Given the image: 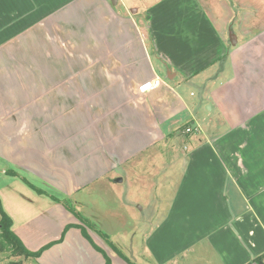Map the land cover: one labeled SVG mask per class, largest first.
<instances>
[{
	"label": "crops",
	"instance_id": "0c3cea01",
	"mask_svg": "<svg viewBox=\"0 0 264 264\" xmlns=\"http://www.w3.org/2000/svg\"><path fill=\"white\" fill-rule=\"evenodd\" d=\"M110 1L0 0V36L23 30L27 45L47 47L20 75L0 68L14 79L0 89L10 95L0 100L1 206L26 249L48 245L9 261L106 264L94 243L111 264H130L50 195L78 208L99 196L123 226L152 187L157 212L135 264H264V0ZM157 76L159 87L139 92ZM181 126L197 129L183 135L185 153L152 183L133 179ZM124 181L141 196H121Z\"/></svg>",
	"mask_w": 264,
	"mask_h": 264
},
{
	"label": "rangeland",
	"instance_id": "374dc122",
	"mask_svg": "<svg viewBox=\"0 0 264 264\" xmlns=\"http://www.w3.org/2000/svg\"><path fill=\"white\" fill-rule=\"evenodd\" d=\"M144 3H151L155 0H142ZM52 2V1H51ZM111 2V1H110ZM134 3H136V0H133ZM137 2L141 3V0H137ZM51 5V4H50ZM137 5V4H136ZM52 6V5H51ZM51 8V7H50ZM133 8H136V6H134ZM47 13V12H45ZM45 13H41L38 15V17L41 19L47 17V15ZM47 14H51L47 13ZM46 15V16H45ZM25 31L23 30H1V36H0V68L2 71H6V72H18V74L20 75L21 71H25L26 69H28V62L30 65V61H28V57L30 55H37L40 56L42 54H44L45 50H46V46L45 43L42 41V39H38L36 38V40L34 41V43L32 45H27V39L24 38V36L26 35H21L23 34ZM20 35V36H19ZM17 36H19L17 39L19 44H17V46H14L13 44H7L6 46H4V42L8 41L10 38H16ZM50 52H53L54 54H58V50L54 49L53 47H51ZM12 55H14L15 57H13ZM41 61H35L34 65L37 67L39 66V69H41ZM56 66V64H54ZM35 78H33L32 80L34 82H36V80H34ZM40 80V79H39ZM26 79L23 77H19L16 79V85H27L25 84ZM14 83V79L13 80H4V79H0V89L3 88V86H7V85H12ZM39 83V82H38ZM23 92L18 94L17 96H22ZM9 96L10 95H5L4 93L1 95L0 100H9ZM23 97V96H22ZM20 100V98H19ZM17 100V101H19ZM21 102V101H19ZM0 113H4L3 108L0 109ZM185 126H181L178 127V133L174 134V135H170L167 138H165L164 141H162L158 146V150L157 153H155V156H159L158 153L160 152V156L161 157H156L155 159L153 158H147L144 157L142 158V162L144 165V175H138V174H133L131 175V177L133 179H142V181L148 183H152L153 180L155 179H159V177L156 175L157 171L159 170V172L161 171V168L164 167L168 161L169 162H175L176 157L180 154H184L186 151V144L183 140V135L188 134L185 132ZM193 128V127H192ZM192 134V133H190ZM186 137V136H185ZM189 146V145H188ZM151 157H153L151 155ZM135 161V160H134ZM132 164V163H131ZM133 164H137L133 163ZM141 176V177H139ZM119 178V177H118ZM160 183V182H159ZM135 184H137V186H135ZM138 182H132V184H128V182L126 183V181H124V183H121L119 188L120 190L118 191V193H121V196L126 197L127 193L130 191V195L128 194V196H130V198H138L141 196L140 192L137 190L138 188ZM147 188V187H146ZM140 189V188H139ZM145 197H143L144 195L141 196V199L139 201L134 202V207L132 208L134 210V214L136 213L138 215V219L134 218L132 215L129 217H127L126 219V225L123 224V226L121 225V223H118V220L116 217H114L112 214H110V212H108L109 209H112L109 207V205H107L106 207L102 206L100 203H108L106 200H104L103 198L99 199V190H97V192L93 193L94 197H97V201L93 200L92 203H89L87 200L85 201V207L82 205H77L78 210L81 212L83 211L86 214H90V216H93L94 219L93 222L99 226L101 228V230L103 232H109L111 233L112 237H110L111 240H113L114 243H116L119 248L124 249V252L127 254L128 257H130V259L137 261L138 260V251L139 248H141L142 246V239L140 236V231L142 232V230L147 229L148 227V223H143L144 220L146 219H153L155 218L154 215L156 214L157 210L156 207H154L153 205L156 203L157 195H156V189H153L152 187H150V189L145 190ZM158 193V191H157ZM132 198V199H133ZM132 199H131V205H132ZM143 207V209H141ZM118 215L120 216L122 215V213L118 210L117 211ZM97 215V216H96ZM136 215V216H137ZM89 218V215L87 216ZM134 218V219H133ZM132 219H133V223L137 222L138 227L134 228V236L132 235V232H129L123 228H126L125 226H127V224H131L132 223ZM80 221V220H79ZM81 222V221H80ZM82 226L85 228L86 232L91 233V231H93L91 228H89L87 225H85L83 222H81ZM95 224H93L95 226ZM121 227V228H120ZM100 230V231H101ZM95 232V231H93ZM137 232H139L137 234ZM96 233V232H95ZM98 236L99 234L96 233ZM137 234V235H136ZM95 237V236H94ZM100 237V236H99ZM106 242V240H104V243ZM107 245H109L107 242L105 243ZM121 244V247H120ZM110 246V245H109ZM110 248H112L110 246ZM121 249V250H122ZM6 255H8L6 252L2 253L0 255V257H2L1 259V264L7 263V259H6ZM137 257V260H136ZM143 259L140 258V260L138 261V263H143Z\"/></svg>",
	"mask_w": 264,
	"mask_h": 264
},
{
	"label": "trees",
	"instance_id": "16d2710c",
	"mask_svg": "<svg viewBox=\"0 0 264 264\" xmlns=\"http://www.w3.org/2000/svg\"><path fill=\"white\" fill-rule=\"evenodd\" d=\"M8 173H12L11 171H8ZM39 192L42 193L44 192L43 190L39 189ZM50 197L58 202H60L61 204H63L69 211H71L75 217H77L81 222H83L85 225H87L89 228H91L93 231H95L96 233L99 234L100 237H102L104 240H106V242L125 260L128 261V263L130 264H135L132 259H130V257L125 256L116 246V244H114L109 237L103 233L102 231H100L99 229H97L93 223L89 222L87 219H85L81 213L79 212L77 205L75 203L72 202V200H70L69 198H63V199H59L57 197H54L53 195H50ZM12 221L11 218L3 211L2 206H1V202H0V255L2 253H7L8 255H6L7 257V263L5 264H21L20 261H9L8 258H11L13 256H22L24 258H32L35 259L44 248H46L48 245H45L43 247H41L40 249L36 250V251H30L28 249L25 248V246L23 245L22 241L17 237V235L13 232L12 228ZM77 227H79L83 233V235L89 239L91 242L92 240L90 239L89 235L87 234L85 228L82 225H77ZM68 228V226H66L62 232V235L60 237V239L63 238V235L66 231V229ZM93 243V242H92ZM93 245L102 252V254L104 255L106 264H111L110 263V259L109 257L98 247L96 246L94 243ZM263 257V256H261ZM260 259V258H259Z\"/></svg>",
	"mask_w": 264,
	"mask_h": 264
},
{
	"label": "built area",
	"instance_id": "2783aa9c",
	"mask_svg": "<svg viewBox=\"0 0 264 264\" xmlns=\"http://www.w3.org/2000/svg\"><path fill=\"white\" fill-rule=\"evenodd\" d=\"M162 84V80L161 78H159L158 76L157 77H153L151 79H149L148 81L142 83L138 90L139 92L141 93H146V92H149L153 89H156L157 87H159L160 85ZM197 129H194L192 127H186L185 128V132L186 133H191L193 131H196Z\"/></svg>",
	"mask_w": 264,
	"mask_h": 264
},
{
	"label": "water",
	"instance_id": "95a60500",
	"mask_svg": "<svg viewBox=\"0 0 264 264\" xmlns=\"http://www.w3.org/2000/svg\"><path fill=\"white\" fill-rule=\"evenodd\" d=\"M111 2H112L113 4H115V3H116V0H111ZM118 180L121 181V178H119Z\"/></svg>",
	"mask_w": 264,
	"mask_h": 264
}]
</instances>
